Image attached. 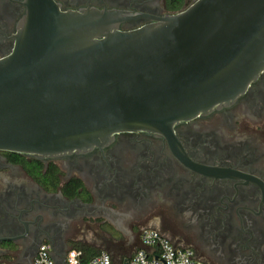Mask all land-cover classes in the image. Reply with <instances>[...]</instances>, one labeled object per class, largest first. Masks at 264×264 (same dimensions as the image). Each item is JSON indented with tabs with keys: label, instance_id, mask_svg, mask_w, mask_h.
<instances>
[{
	"label": "water",
	"instance_id": "water-1",
	"mask_svg": "<svg viewBox=\"0 0 264 264\" xmlns=\"http://www.w3.org/2000/svg\"><path fill=\"white\" fill-rule=\"evenodd\" d=\"M22 4L0 56V151L48 162L121 133L173 139L175 126L234 106L264 71V0H193L162 15ZM136 18L150 20L122 27Z\"/></svg>",
	"mask_w": 264,
	"mask_h": 264
},
{
	"label": "flooded vegetation",
	"instance_id": "flooded-vegetation-1",
	"mask_svg": "<svg viewBox=\"0 0 264 264\" xmlns=\"http://www.w3.org/2000/svg\"><path fill=\"white\" fill-rule=\"evenodd\" d=\"M57 1L162 15L193 0L177 10L169 0ZM22 2L0 0V56L12 48ZM31 161L0 151V264L29 263L43 243L61 259L76 244L113 252L143 228L210 264H264V71L234 106L175 126L173 139L121 133L89 156L40 161L44 172L59 169L54 190L26 169ZM73 180L81 187L71 196Z\"/></svg>",
	"mask_w": 264,
	"mask_h": 264
},
{
	"label": "built area",
	"instance_id": "built-area-1",
	"mask_svg": "<svg viewBox=\"0 0 264 264\" xmlns=\"http://www.w3.org/2000/svg\"><path fill=\"white\" fill-rule=\"evenodd\" d=\"M138 240L140 246L127 257L113 261L107 251H100L89 259L82 249L71 248L66 264H210L199 258L190 247L174 245L155 228H143ZM32 264H57L48 243L39 246Z\"/></svg>",
	"mask_w": 264,
	"mask_h": 264
},
{
	"label": "trees",
	"instance_id": "trees-1",
	"mask_svg": "<svg viewBox=\"0 0 264 264\" xmlns=\"http://www.w3.org/2000/svg\"><path fill=\"white\" fill-rule=\"evenodd\" d=\"M183 0H169V2H167V6L170 9H180V7L182 6ZM25 167L26 169L31 173V175L44 187H46L48 190H54L57 188V186L59 185V177H58V172L59 169L57 166L55 165H51L46 172L43 171V163L40 161H31V162H27L25 163ZM71 185L73 187V192L72 193H68L69 195L73 196L75 194H77V190L81 187V182L78 180H73L71 182ZM140 246V245H139ZM139 246H135L133 249H137ZM118 247V250H120L118 252V255L121 257H127L129 256V249H131L129 247H126L125 245H122L121 247H119V245L116 246V248ZM73 248H77V249H82L85 253V256L87 259H89L90 257H92L93 255L99 253L100 251L94 249L93 247L87 245V244H76L74 245ZM114 248V251L115 249ZM120 248V249H119ZM114 251L113 252H109L108 253L111 255V257H113L114 255Z\"/></svg>",
	"mask_w": 264,
	"mask_h": 264
},
{
	"label": "rangeland",
	"instance_id": "rangeland-1",
	"mask_svg": "<svg viewBox=\"0 0 264 264\" xmlns=\"http://www.w3.org/2000/svg\"><path fill=\"white\" fill-rule=\"evenodd\" d=\"M91 238H93L92 236H89L88 235V239H91ZM117 245H119V247H121L122 245H125V241L123 240V238H121V239H119V241H118V244ZM116 245V246H117ZM140 245V243H139V240H138V235L137 234H135L134 235V240H133V242H131V243H129L128 245H125L126 247H129V246H131L130 248L131 249H129V254H132L135 250L133 249L135 246H139ZM114 248H116V247H114ZM120 249V248H119ZM103 251H106V250H104L103 249ZM114 251V250H113ZM120 250H118V247L115 249V251H114V255H113V257H112V260L113 261H118L120 258H121V256H119L118 255V252H119Z\"/></svg>",
	"mask_w": 264,
	"mask_h": 264
}]
</instances>
